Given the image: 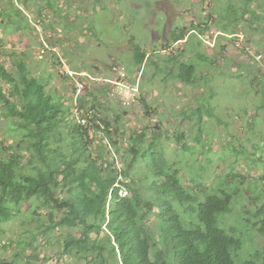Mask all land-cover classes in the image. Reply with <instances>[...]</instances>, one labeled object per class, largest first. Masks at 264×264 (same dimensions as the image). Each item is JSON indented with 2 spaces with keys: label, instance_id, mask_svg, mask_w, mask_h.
<instances>
[{
  "label": "trees",
  "instance_id": "1",
  "mask_svg": "<svg viewBox=\"0 0 264 264\" xmlns=\"http://www.w3.org/2000/svg\"><path fill=\"white\" fill-rule=\"evenodd\" d=\"M42 1L47 6L38 7L37 0H19L23 7L13 4L9 21L16 27L7 31L23 36L24 29L16 20L20 24L29 21L24 8L36 5L35 29L41 26L46 32H56L46 23L51 2ZM236 3L227 0L222 14L216 7L202 25L197 21L173 30L171 39L161 43L162 61L134 44L129 66H154L157 74L166 63L167 75L178 82L180 90L189 85L202 87L204 76H197L196 66L181 60L187 49L178 51L177 46L186 45L193 33L205 44L203 36L211 29L213 13L219 15L218 40L224 42L218 47L220 53L237 50V65L245 68L233 79L243 81L249 76L247 87L260 101L257 109L245 106L242 114L234 110L228 115L237 119L250 114L246 137L255 135L261 141L258 116L262 121L264 63L255 60V49L244 44L261 48L264 0L254 7L249 0ZM4 11L10 12L8 7ZM240 23L250 24L249 35L241 31ZM195 54L203 55L199 50ZM9 58L16 72H9L0 60L1 117L13 137L8 147L3 142L0 147V254L14 246L17 252L14 257L0 255V264H50L49 255L38 254L39 237L58 246L60 264L69 260L72 264H264V149L256 147L257 164L262 163V168L258 166L254 174L246 165L254 147L248 150L239 143L242 139L232 132V125L222 123L218 105L213 104L217 90L209 87L207 96L195 97L198 105L173 113L180 121L175 129L163 122L166 119L157 105L142 92L137 102L148 121L141 128L128 129L126 113L112 104L129 108L111 96L109 80L116 72L100 77L97 86L80 82L83 89L78 94L76 80L68 95L49 89L52 74L46 78V71L38 75L24 60ZM54 59L61 61L57 53ZM117 66L112 67L122 65ZM129 66L125 65L128 75ZM132 85L136 86L135 81ZM157 117L161 119L158 127L152 124ZM215 126L224 130L221 139L226 143L209 149L204 141L215 138L211 129ZM238 165L246 170H238ZM18 219L36 226H30L17 241L9 237L7 242L5 226ZM255 236L263 239L260 246Z\"/></svg>",
  "mask_w": 264,
  "mask_h": 264
},
{
  "label": "rangeland",
  "instance_id": "2",
  "mask_svg": "<svg viewBox=\"0 0 264 264\" xmlns=\"http://www.w3.org/2000/svg\"><path fill=\"white\" fill-rule=\"evenodd\" d=\"M47 1L51 2V9L49 11L51 15L48 16L49 20H46V23L48 25L51 24L56 29V32H46L41 26H37L35 29L37 6L33 4L34 6L24 8V12L27 11L28 13L29 21L26 20L25 23L20 24L16 20V24L22 26L24 29L23 36H21L16 30H7L16 27L15 22L11 24L9 21V15L14 13L13 4L17 5L19 3L21 7L23 5L19 0H0V18L3 21H0V43H3L0 44V60L5 63L9 72H16V68L12 66L11 59L9 58V55H12V57L15 56V61L24 60L32 69V72L38 75L46 71L48 73V75L47 73L45 74L46 78H49V74H52L54 77L50 82L49 89L57 88L58 93L65 91L68 95L72 90L71 85H76V80L78 83V88L76 85L78 94L83 89L80 82L86 86H97L99 82L93 81L91 79L93 78L92 76L98 78L112 77V72H115L112 67L114 64L124 67L126 65L128 67L133 56L131 46L134 44L140 45L149 54H154L156 60L162 61L163 56L159 55L162 49L160 48L161 43L162 41L165 42L171 39L173 30L179 27H190L192 22L197 24V21L202 25L204 22H208L209 13H212L216 7H219L218 10L220 9L222 14L227 6V0H221V2L214 0ZM233 1L238 3L239 0ZM249 1L252 2V6L254 7V3L263 0ZM36 3L38 7L47 6L42 0H37ZM7 7L10 12H3ZM213 16L214 22H209L211 29L207 33L205 32V36H211V38L217 34L218 27H220L218 23L222 20L221 17L219 18V15L217 16L213 13ZM15 18H17V12L15 13ZM214 24L215 26H213ZM224 24L226 25V23ZM238 27L242 32L245 31L247 35L250 34L249 29H251V26L249 23H240ZM133 38L134 42L130 43ZM261 38L263 39L261 48L257 45L252 47L247 43L244 46L247 45V48L255 49L256 55H253L255 60H257V56L259 55L257 51H261L262 61L259 62L264 63V38L262 36ZM188 40L189 42L186 45L185 43L180 44L177 46V49L178 51H186L187 49V53L182 55L181 60L195 65L197 76H204L200 79L202 87L197 86L193 88L196 85H189V87L184 86L180 90L178 82H174L167 75L169 66L166 63L165 66H160L161 68L157 74L155 73L154 66L146 67L144 65L142 68L140 66H129L131 67L129 77L132 84L135 81L136 86H141L140 94L143 92L148 102L157 105L158 112H161L160 116L166 119L163 122L170 126L172 124L173 129H175L174 126L180 121H177L172 114H176L178 110L187 106L195 107L198 105L195 97L207 96L209 87L212 86L214 91L217 90L218 93L217 95L215 94L213 104L218 105L214 106L217 107V112L223 120L222 123L226 124L225 126L232 125V132H238L236 134L242 139L239 143L247 146L248 150H252L254 147L252 159L249 160L250 156L246 157V165L248 170H253L254 174L257 173L259 167L262 168V163L260 165L257 164L259 153L256 147L262 145L264 149V109H262V121L258 116V119H260L258 129L263 131V135H259L262 137L261 141L255 135H251V137L248 135L246 137V131L248 130L247 122L250 120V114L243 115L241 118L237 117V119L235 116H231L232 119H230L228 115L230 111L234 110L240 115V113H243L242 109L246 107L257 109L256 105L260 102L258 98L253 97L250 87H247L249 76L243 81H240V77L237 78L238 81L233 79V77L238 76V72H243L245 68L237 65V63H240L237 50L232 49L227 54H222L218 47H220V43H224L223 41L218 40L215 48L206 44L201 45L197 33H193ZM35 41L37 42L35 43ZM49 49L50 51H48ZM177 49L175 48V51ZM197 50L203 55L198 56L195 54ZM55 53L58 54L61 60L60 63L55 62ZM73 68L76 71L80 69V72H74ZM141 69L144 74L140 71ZM154 73L156 77L153 76ZM219 80L221 82L223 80L224 83L221 84ZM244 99L246 102H244ZM112 104L118 111L121 112L122 110V112L126 113L128 120L126 127L128 129L141 128L143 124L147 123L148 120L144 116L143 106L137 101L133 106L126 109L118 106L117 102L113 101ZM1 106L2 103L0 102V108ZM253 111L251 112L250 110L251 113H254ZM258 119H254L256 123L259 122ZM159 120H161L160 117L155 118L152 124L158 127L156 124H159ZM7 125L8 122L1 117L0 109V147L1 142L7 146L13 140V137L8 134ZM211 129L215 138L207 139L204 141V145L209 149H219V147H222L226 143L221 139V137L225 136L224 130L218 126ZM251 143L253 146H251ZM219 163L222 166H226L230 162L228 160L227 164L224 162ZM238 166V170H246V168L240 167L241 165ZM183 176H185V180H188L186 173L183 172ZM32 225L36 226L34 223L26 226L24 225V220L21 219L7 224L5 226L8 232L7 236H5V238H8L6 239L7 242L10 241L9 237H12L16 241L20 239L21 234ZM255 237L257 238V245L260 246L263 239L259 236ZM37 243L39 244L38 254L42 258L45 255H49L53 260L50 264H60L56 261L58 256V246L56 244L47 243V239L43 237H39ZM15 248L16 246L8 248L6 251H2L0 255L14 257L17 252ZM66 264H72V260H69Z\"/></svg>",
  "mask_w": 264,
  "mask_h": 264
},
{
  "label": "built area",
  "instance_id": "3",
  "mask_svg": "<svg viewBox=\"0 0 264 264\" xmlns=\"http://www.w3.org/2000/svg\"><path fill=\"white\" fill-rule=\"evenodd\" d=\"M217 35L218 34L214 35L213 38H211L210 36H203V39L205 40V43L208 46H211L213 48L215 46V40L217 38ZM238 37L240 39L243 38V36H238ZM182 43H184V42H182ZM249 51H251V50H249ZM163 54L166 55L167 52L165 51ZM252 55L255 56L256 53L252 52ZM257 59L262 60V56L258 55ZM114 71L116 72L115 77H113L112 80H109V82L112 84V87H113L112 88L113 92H112L111 96H115V97L120 98L121 101L123 102V105L126 107L133 106L136 103V101L138 100V98H139L138 96H140L139 85L133 86L130 83L128 72L126 71L124 66H120V67H118V69L114 68ZM91 79L93 81L101 80L99 78H97V79L91 78ZM81 124L85 125L86 120L82 119Z\"/></svg>",
  "mask_w": 264,
  "mask_h": 264
},
{
  "label": "clouds",
  "instance_id": "4",
  "mask_svg": "<svg viewBox=\"0 0 264 264\" xmlns=\"http://www.w3.org/2000/svg\"><path fill=\"white\" fill-rule=\"evenodd\" d=\"M218 34V33H217ZM205 36V35H204ZM218 36L219 35H217V38H216V40H215V46L213 47V48H215L216 47V44H217V41H218ZM211 37V36H210ZM213 38V37H212ZM206 44V43H205ZM207 45V44H206Z\"/></svg>",
  "mask_w": 264,
  "mask_h": 264
},
{
  "label": "crops",
  "instance_id": "5",
  "mask_svg": "<svg viewBox=\"0 0 264 264\" xmlns=\"http://www.w3.org/2000/svg\"><path fill=\"white\" fill-rule=\"evenodd\" d=\"M98 78V77H97Z\"/></svg>",
  "mask_w": 264,
  "mask_h": 264
}]
</instances>
